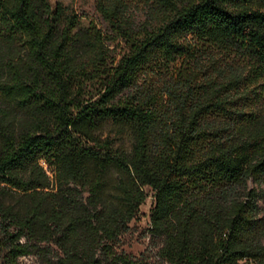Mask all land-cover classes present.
Segmentation results:
<instances>
[{"label":"trees","instance_id":"obj_1","mask_svg":"<svg viewBox=\"0 0 264 264\" xmlns=\"http://www.w3.org/2000/svg\"><path fill=\"white\" fill-rule=\"evenodd\" d=\"M96 10L0 0V264H151L115 244L146 188L160 263L264 264V0Z\"/></svg>","mask_w":264,"mask_h":264},{"label":"rangeland","instance_id":"obj_2","mask_svg":"<svg viewBox=\"0 0 264 264\" xmlns=\"http://www.w3.org/2000/svg\"><path fill=\"white\" fill-rule=\"evenodd\" d=\"M50 3L61 2L67 9L78 13L80 16L79 27L88 25L90 22L98 28H101L103 32H108L109 27L103 19L100 12L96 10V0H49ZM139 6V5H137ZM136 11H138L136 9ZM139 11L137 15H141ZM112 46V53L117 57L125 50V44L122 40L116 39ZM178 63L176 61L175 65ZM262 109H264V101L262 102ZM253 106V105H251ZM260 107V104L258 105ZM264 111V110H263ZM110 135H116L115 132H110ZM125 139V145L128 146L129 142ZM147 197L145 201L139 207V213L129 222L128 229L122 232L116 244V250H120L129 254L132 257L141 256L151 264H162L156 259V252L161 245L159 237L147 238L148 235V214L149 208L153 200L150 188H146ZM45 246L44 253L39 255L27 254L17 257V263L15 264H55V256L58 253L56 245L50 242H42Z\"/></svg>","mask_w":264,"mask_h":264},{"label":"built area","instance_id":"obj_3","mask_svg":"<svg viewBox=\"0 0 264 264\" xmlns=\"http://www.w3.org/2000/svg\"><path fill=\"white\" fill-rule=\"evenodd\" d=\"M147 238H149V236H147Z\"/></svg>","mask_w":264,"mask_h":264}]
</instances>
